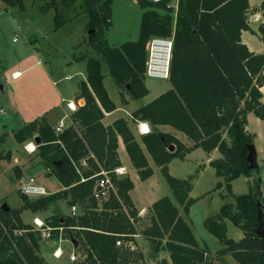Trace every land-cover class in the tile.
<instances>
[{"label":"trees","instance_id":"16d2710c","mask_svg":"<svg viewBox=\"0 0 264 264\" xmlns=\"http://www.w3.org/2000/svg\"><path fill=\"white\" fill-rule=\"evenodd\" d=\"M0 1L7 6L24 5V0ZM74 1L44 0L39 8L43 12L53 9L54 25L58 29L65 21L61 9ZM82 1L88 16L87 27L93 29L88 45L106 61L116 84L135 99L148 93L144 82L146 42L151 36H172L171 88L139 107L133 116L153 126L143 134L142 141L161 167L184 212L188 213L197 201L189 196L195 175L174 177L169 173L168 163L175 157L182 158L192 148L206 152L217 149L221 154L210 165L216 176L222 178L215 188L225 189V194H220L224 203L218 212L203 221L221 247L212 253L207 246L200 245L168 196L152 204L150 224L142 230L143 235L154 244L155 250L166 249L172 264H207L224 255H231L238 264H264V238L255 231L258 201L264 207L260 168H249L246 159L248 144H254V135L246 129V115L251 111L264 120L260 90L264 85V53L250 51L241 39L242 31H253L248 20L249 1L178 0L174 10L167 5L169 0H137L144 9L139 35L136 40L118 46L101 40L111 25L113 0ZM259 32L264 41V22L259 25ZM86 75V81L79 83V95L85 104L72 114L73 122L81 126L79 133L73 126L55 133L44 117L13 131L16 143H23L35 134L41 138L38 155L48 160L64 188L38 198L20 193L23 204L19 208L0 205V264H48L41 255L40 231L23 222L21 212L23 209L42 211L63 199L70 206L79 204L82 211L77 216L53 214L45 218V223L51 227L63 226L64 238H80L78 249L85 256L81 264H122L119 256L123 248L116 247L115 242L122 234L125 241L133 240V234L138 231V210L128 194L133 182L128 176L119 177L113 172L120 164L117 134L121 135L140 179L150 177L153 170L127 120L117 119L110 126L101 123L103 110L111 111L115 105L102 82L100 59L87 58ZM157 125H171L192 140L193 146L187 147L173 135L159 131ZM3 141L1 136L0 144ZM169 144L175 146L173 151L167 149ZM0 157L10 160L11 152L6 156L0 152ZM81 158L89 165V170L82 171L87 177L84 181L74 166ZM15 169L19 178L23 172L18 167ZM101 169L109 171L116 190L98 211L92 190L97 179L94 175ZM252 175L249 190L234 194L232 181ZM226 219L242 230L241 239L227 235ZM52 233L57 236L58 230ZM156 264L168 263L162 259Z\"/></svg>","mask_w":264,"mask_h":264},{"label":"rangeland","instance_id":"374dc122","mask_svg":"<svg viewBox=\"0 0 264 264\" xmlns=\"http://www.w3.org/2000/svg\"><path fill=\"white\" fill-rule=\"evenodd\" d=\"M43 2L44 0H24L23 7H20L19 5L7 6L0 1V137L4 136V141L0 144V152L3 156L11 152L10 160L0 157V205L5 203L12 208H15L17 196L20 195L18 182L15 178V166L19 169L21 166L25 172L24 177L38 176L41 183L47 186L49 192L55 191V188H61L56 182V176L50 173L51 165L48 160L39 156L37 152L27 153L24 149L26 141L16 143L13 131L21 127L19 122L21 114L25 115L26 121L29 118L35 119L42 114L44 98L49 100L58 98L59 100L60 94L57 89H62L65 93L72 92L80 75L75 76L74 68L67 67V62L79 55H88L87 41L90 34L87 27L88 16L84 12L83 1L76 0L69 7L61 9V16L65 21L58 29H55L53 9L50 8L46 12L40 10L39 5ZM142 13L143 8L133 0H113L111 25L101 40L112 46L135 40L139 33ZM249 19L252 24L261 18L252 14V16H248ZM89 48L91 47L89 46ZM35 49L39 52L38 56L43 60V63L36 64L22 73L21 70L38 59ZM90 52L93 53L91 57L102 60L104 71L108 70L106 61L93 48L90 49ZM13 69L20 70L21 75L12 79L10 72ZM66 70L73 73L70 79L63 78L67 73L64 72ZM108 78L114 85L110 75ZM54 80L56 83L53 82ZM147 84L159 86L162 89L166 86L167 80L148 78ZM8 116L14 117V120L9 119L7 124L3 123ZM12 126L15 129L11 130ZM46 174L49 176L46 177ZM49 177L51 178L48 179ZM249 182L245 192L249 190ZM239 184H243V182ZM235 187L238 194L245 193L238 190V185ZM69 206L65 200L57 201L54 206L56 210L54 208L53 212L60 215L68 214ZM77 208L79 212L82 211L79 204ZM199 229L198 233L200 234L202 230H205L207 235L204 237V241L207 245L211 248L218 245L217 238L209 233L203 222ZM234 230H239V228L230 221L229 237L234 238ZM58 240L59 233L56 236V233L51 231L49 238L41 235V250L51 264L83 263L81 258L75 263L70 261L71 244L66 241L61 244V246L63 245V256L54 259L49 253H52L58 245ZM151 251L152 249L146 250V253L152 254ZM73 252L77 253V251ZM130 252L134 259H139L140 253L137 249ZM224 264L233 263L226 261Z\"/></svg>","mask_w":264,"mask_h":264},{"label":"crops","instance_id":"0c3cea01","mask_svg":"<svg viewBox=\"0 0 264 264\" xmlns=\"http://www.w3.org/2000/svg\"><path fill=\"white\" fill-rule=\"evenodd\" d=\"M134 2L138 3L137 0H133ZM177 1L178 0H170L168 2V6L172 7L174 10L177 9ZM249 1V11L248 15L254 14L256 16H259L261 19L250 23L249 26L253 31L244 30L241 33V39L244 44L249 48L250 51L254 53H264V41L261 39V35L259 32V25L264 22V0H248ZM140 5V4H139ZM144 11V9H143ZM142 16V15H141ZM139 35V33H138ZM138 37V36H137ZM137 39V38H136ZM135 39V40H136ZM112 46V45H111ZM116 46V45H113ZM89 46H88V55H79L84 56L85 59L83 60H77L73 58L72 63L67 62V67L74 68L75 76L80 75L78 78L75 88L72 90V92L65 93L62 91V89H57L58 93L60 94V99L53 98L48 99L44 98L45 102L43 104V110L42 114H40L37 118L31 119L29 118L28 121H26L25 115L21 114L19 117V122L21 126L34 121L36 119H40L41 117H44L46 121L49 123V125L53 128L55 133H59L55 130V127L57 126L58 122L62 119L66 122V128L69 126H73L76 131L81 129V126L78 123H74L72 119V114L78 110L79 107L83 106L85 104V99L83 97H80V89H79V83L84 80L86 81V60L87 58H90L92 56V52H90ZM95 51V50H94ZM96 52V51H95ZM97 53V52H96ZM35 54L38 56L39 52L35 49ZM98 54V53H97ZM38 59L28 65L25 69L21 70L23 73L26 69H31L36 64H42L43 60L40 59V57H37ZM96 58V57H91ZM101 60V59H100ZM77 62V63H73ZM101 60V72L103 74V85L106 88V91L108 93V96L113 101L115 108L111 111H104L103 110V117L101 118V123L104 126H110L114 123L115 120L123 118L127 120V125L134 136L135 141L139 144L141 147L146 160L149 164V166L152 168L153 173L150 177H148L145 180H141L137 169L133 166L130 156L126 150L125 144L123 142V139L121 135L117 134V149L116 152L118 154V158L120 161L119 166L117 167H124L125 173L122 175H117L119 177H125L128 176L131 181L133 182V188L130 189L128 192L132 202L134 203L136 209L138 210V217L139 221L137 223V230L139 232L138 237L135 239V246L138 252L140 253L139 259H134L133 256L130 254L131 252L123 248L121 250L119 259L122 262V264H141L142 262H145L147 264H156L160 262L162 259H165L168 264H172V261L170 259V254L166 249H154V244L146 238L142 230L146 228L150 224V218L152 216V210L151 206L152 204L159 198L163 196H168L171 201L177 206L180 216L188 223L190 226L195 238L199 242L200 245H205L208 247V249L213 253L216 252L221 246L218 242V245H215V247L211 248L207 243L204 241V237L207 235L205 230H202L201 234L199 232V228L201 223L204 221V219L211 215L215 214L219 209L220 206L224 203V199L221 197V193L225 194V189L223 187L216 189L215 185L218 181H221L222 178L216 176L215 169L210 165V161L216 158H219L221 156L220 152L217 149L212 150L211 152H206L201 148H192L190 151L185 153V155L182 158L175 157L168 163V170L169 173L177 178H187L189 175L194 174V178L192 180V188L189 192V196L192 198H197V201L191 205L189 212H184L183 206L177 201L176 197L174 196L172 189L168 182L166 181L164 175L162 174L161 167L158 166L154 160L152 159L151 155L148 153L143 141L142 136L143 134H140L137 129V122L138 121H146L143 119H136L133 116V112L137 110L139 107L143 106L144 104L150 102L152 99L157 97L159 94L165 92L166 90L171 88V83L169 79L167 80V84L164 88L161 89L159 86H149L147 84L148 78L145 79V85L148 89V93L139 98L135 99L131 97L130 93L126 89H122L119 85L116 84L113 77L109 74V68L108 70L104 71L103 65ZM107 64V63H106ZM108 66V65H107ZM71 69V68H70ZM14 71H20L18 69H13L10 74ZM64 72H67L63 78L64 79H70L73 76V73L69 70H66ZM264 75V69L262 71ZM109 75L114 81V85L109 80ZM13 79V78H12ZM56 83V80L53 81ZM262 92V98L261 101L264 102V85L260 88ZM64 100H73L75 103L76 108L75 109H69L66 106V102ZM5 112V111H4ZM3 112V114H5ZM25 118V119H24ZM10 120H14V117L8 116L6 121L3 122L7 124V122ZM247 123H246V129L248 132L252 133L254 135L253 141H254V147L256 149L257 153V162L258 166L260 168V176H261V191L262 195L264 196V120L257 117L253 112H248L246 115ZM148 122V121H146ZM149 123V122H148ZM4 124V125H5ZM6 126V125H5ZM150 131L152 130L153 126L149 123ZM20 128V127H19ZM156 128L159 131L169 133L173 135L175 138L180 140L185 146L192 147L193 141L190 140L183 132L175 129L171 125H157ZM15 128H11L13 130ZM63 129V130H64ZM62 130V131H63ZM61 132V131H60ZM38 136L35 134L32 138L29 140H34L35 137ZM41 139V138H40ZM26 141V142H27ZM59 143H61L58 140ZM36 143V142H35ZM37 144V143H36ZM62 144V143H61ZM38 145L35 152L38 154ZM175 149V146H174ZM34 152V153H35ZM98 163V161H97ZM77 167L80 169L81 173L82 171L89 170V165L86 162L85 158H81L77 163ZM16 167V166H15ZM21 171L23 172L21 176L18 178L15 174V178L17 179L18 185L19 180L21 178H24L25 172L22 170L21 166H19ZM51 167V166H50ZM50 170V169H49ZM77 171V170H76ZM51 175L54 173L52 172L51 168ZM49 173V174H50ZM48 174H46V177ZM34 176V175H33ZM38 178L39 182L41 183V180L38 176H35ZM53 177V176H51ZM49 177L48 179H50ZM57 179V177H56ZM55 179V180H56ZM254 175L250 177L246 176H240L232 181V191L234 194H238L236 190L235 185H238V190L240 192H245L248 188V182L253 181ZM54 180V179H53ZM56 182L61 186V188H55L56 192L58 190L63 189V185L61 182L57 179ZM240 182H243V184H239ZM42 184V183H41ZM17 185V186H18ZM46 189L48 190L47 186L44 185ZM58 187V186H57ZM241 187V188H240ZM20 192V191H19ZM51 191L48 194L52 193ZM18 200L16 202L15 208H19L22 206L23 202L21 199V196L18 195ZM31 198V197H29ZM38 198V197H37ZM64 200V199H63ZM62 201V200H59ZM67 203V202H66ZM57 204V202L51 203L47 209L37 212H32L29 209H23L21 212V218L23 222L31 224L33 226V220L35 218H39L45 221V218L50 217L53 214H56L57 212H53L54 208L56 210V207H54ZM78 206V204H74ZM99 211V209H96ZM68 214L70 215V206L68 208ZM80 212L77 208V215ZM200 213V214H199ZM75 215V216H77ZM226 227H227V235H229L230 230V220L226 219ZM210 233V232H209ZM233 236L235 240L241 239L243 237L242 230H234ZM62 241L58 240V245H61L64 241L70 242L71 244V252L77 251V253L84 255L80 252V250L77 248H74L73 243L70 240H67L64 238V235L62 234ZM78 241V246L80 245L79 241L80 238L76 239ZM218 241V240H217ZM57 245V246H58ZM42 246V245H41ZM56 246V247H57ZM63 246V245H62ZM61 246L62 250L63 247ZM55 247V248H56ZM152 254L146 253V250H151ZM54 259H58L60 257L53 256V252L49 253ZM71 253H69L70 255ZM41 255L43 256L44 260L51 264L49 260H47L46 255L41 250ZM70 259V258H69ZM82 261L84 258H81ZM72 261V260H70ZM226 261H231L233 264H236L237 262L231 255H224L221 258L212 259L211 262L207 264H224ZM235 261V262H234ZM75 263V261H72ZM238 264V263H237Z\"/></svg>","mask_w":264,"mask_h":264},{"label":"built area","instance_id":"2783aa9c","mask_svg":"<svg viewBox=\"0 0 264 264\" xmlns=\"http://www.w3.org/2000/svg\"><path fill=\"white\" fill-rule=\"evenodd\" d=\"M153 2H162L166 0H151ZM170 1V0H169ZM251 19V18H250ZM249 19V24H250ZM172 36L169 37H161V36H151L148 41L146 42V60H145V76L147 78H154L160 80H168L170 75V62L172 57ZM21 75L20 71H14L11 73L12 78H17ZM66 102V106L69 109H75V103L73 100H64ZM66 127V122L64 119L60 120L55 127L57 132L62 131ZM137 129L140 134H146L150 132L149 123L146 121H138L137 122ZM24 149L27 153H34L37 149V144L34 140H29L24 144ZM74 166L77 172L81 175V181L87 179L84 177L77 167V164L74 163ZM113 172L116 175H122L125 173L124 167H116L113 169ZM94 176H97L95 181L92 196L94 197L97 208L101 210L103 202L109 198L110 193L113 191L115 192V186L112 183L109 171L101 169ZM18 190L21 194H25L31 198H37L40 196H44L48 194V190L46 187L41 184L37 177L33 175L26 176L19 180ZM70 214L72 216L77 215V206L71 205L70 206ZM33 225L35 230H39L41 235L45 238H49L51 235L52 230H58L59 233V240L62 241V234H63V226L59 227H51L50 225L46 224L44 220L35 218L33 220ZM139 232L133 234V240L125 241L123 239V234L117 238L115 242V246L118 248H125L128 251L136 250L135 246V239L138 237ZM70 240V238H65ZM63 254V250L61 245H58L53 250V256L60 257ZM84 255L79 253L71 252L69 255L70 260L78 261L79 258H84Z\"/></svg>","mask_w":264,"mask_h":264},{"label":"water","instance_id":"95a60500","mask_svg":"<svg viewBox=\"0 0 264 264\" xmlns=\"http://www.w3.org/2000/svg\"><path fill=\"white\" fill-rule=\"evenodd\" d=\"M92 32H93V29H90L88 33L91 34ZM35 142L37 144L41 143V139L39 136L35 137ZM167 149L169 151H173L174 145L169 144L167 146ZM246 159L248 161L249 168L253 169L256 166H258L257 153H256V149L254 147V144H248V152L246 155ZM2 207L8 208L5 203L2 204ZM257 219H258V225H257V228L255 231L260 238H264V207L260 201H258V203H257ZM71 242L73 243L74 248L78 247V241L76 239L71 238Z\"/></svg>","mask_w":264,"mask_h":264}]
</instances>
